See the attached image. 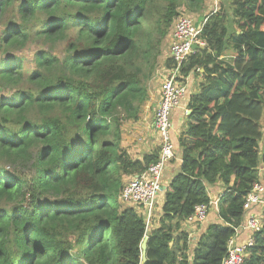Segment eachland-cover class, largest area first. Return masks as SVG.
I'll return each instance as SVG.
<instances>
[{
	"label": "trees",
	"instance_id": "16d2710c",
	"mask_svg": "<svg viewBox=\"0 0 264 264\" xmlns=\"http://www.w3.org/2000/svg\"><path fill=\"white\" fill-rule=\"evenodd\" d=\"M229 2L181 65L205 81L186 95L181 162L150 229L120 194L160 148L132 158L120 122L149 96L155 33L160 47L178 8L201 11L204 0H0V264H140L145 235L144 264H221L246 194L264 182V0ZM32 45L26 67L20 52ZM219 181L221 222L189 255L182 222ZM258 211L242 264H264Z\"/></svg>",
	"mask_w": 264,
	"mask_h": 264
},
{
	"label": "built area",
	"instance_id": "2783aa9c",
	"mask_svg": "<svg viewBox=\"0 0 264 264\" xmlns=\"http://www.w3.org/2000/svg\"><path fill=\"white\" fill-rule=\"evenodd\" d=\"M210 12L199 23L191 17L181 14L176 18L174 30L170 37L169 58L174 65L165 68V78L161 83L160 101L154 114L153 127L160 140L158 160L151 163L140 175L126 181L121 190L120 199L144 213L146 227L150 226L155 215L156 197L162 191V177L167 163L174 157V144L171 138V114L180 105L185 96L184 77L181 74V65L189 55L195 52L197 46H204L200 34L209 15L220 9V0H204ZM195 46V47H194ZM217 204L210 201L194 207L193 213L186 218V222L200 223L206 217L209 207ZM255 208L264 210V183L255 182L246 194L243 210L245 215L242 222L235 228L234 234L227 241L226 254L221 264H242L246 257L247 248L252 246L253 233L262 226V216ZM240 232L248 233L244 240H239Z\"/></svg>",
	"mask_w": 264,
	"mask_h": 264
},
{
	"label": "rangeland",
	"instance_id": "374dc122",
	"mask_svg": "<svg viewBox=\"0 0 264 264\" xmlns=\"http://www.w3.org/2000/svg\"><path fill=\"white\" fill-rule=\"evenodd\" d=\"M181 7V6H180ZM178 8V11L181 14H185L189 17H191L193 20H195V22H197L196 20L202 16L203 14H209L210 9L208 7V5L204 2V6L203 9L198 10L196 12H192V11H184L183 8ZM176 18L174 19V21L172 22L171 26H170V30L167 31V34L162 38L160 47L158 44H156V39L159 38V35L157 34V32L155 33V36H153V43H154V48H153V55H155L158 51V49H160V54L157 55L156 60L154 58V69H153V74H152V78H150L148 80V82H146L147 86H148V98L139 105V109L138 112L132 114L131 116H127L126 118H123L120 122V127H119V133H120V144L122 147L126 148L127 150L130 151V149L135 148V149H140L138 150L139 153H141L142 151L149 149L151 151L153 150H157L159 148V144H160V140L158 137V133L156 132L155 128L153 127V119H154V114L155 111L157 109L156 105H157V99L160 95V90H161V83L163 81V79L165 78V68H166V62L169 59V45H170V37L171 34L174 30V24ZM172 29V30H171ZM61 46H57L56 49H59ZM34 46H29L26 49L22 50L20 52V54L22 56H24V65L27 67V61H30V59L32 58V54L34 51ZM152 59V57H151ZM152 65V63H151ZM201 73V74H200ZM198 72L197 70L190 73L191 75H193V77L195 76V79L197 80L198 77H201V80L198 81L197 80V86H200V82L202 81V83L205 81L202 75V71ZM189 76V75H188ZM188 76L184 77V79L182 80L185 83V96L193 91V85L189 86L188 80ZM196 82V81H195ZM159 92V93H158ZM183 97V98H184ZM182 98V99H183ZM123 117H125L124 115H122ZM264 117V116H263ZM171 118H172V114H171ZM261 128L264 134V119L262 120V124H261ZM260 148L263 147V141L260 143ZM259 148V153L261 154L264 150V147L262 149ZM137 153V152H135ZM128 178V177H127ZM127 178H125V180L123 181V183L126 182V180H128ZM161 192L158 193L157 197H156V203H155V211L158 208V205L160 206V203L162 201V196L160 195ZM164 200V199H163ZM121 204L123 206H132L134 207V205H131L127 202L122 201ZM158 214V213H157ZM144 215V213H143ZM159 216V215H158ZM158 218V217H156Z\"/></svg>",
	"mask_w": 264,
	"mask_h": 264
},
{
	"label": "crops",
	"instance_id": "0c3cea01",
	"mask_svg": "<svg viewBox=\"0 0 264 264\" xmlns=\"http://www.w3.org/2000/svg\"><path fill=\"white\" fill-rule=\"evenodd\" d=\"M220 7H223L222 11L224 13H226V15L231 13V7H230L229 0H220ZM206 15L207 14H203L202 16H200L196 20L197 21L196 23H199ZM235 32H238V29L235 30ZM223 59L225 61H230L232 59V55H226V56L223 57ZM197 71L200 73L202 71V69L200 68ZM197 80L200 81L201 77H198ZM197 80L195 79V76L193 77V75L189 74L187 81L189 83H191V84H189L188 87L195 83L194 86H193V88H194L193 91L194 92H191V93H195V92L199 91L200 86L196 87V84L198 83ZM200 83H202V81ZM159 101H160V95H159V97L157 99L156 107H158ZM186 101H187L186 97L181 99L180 105L177 108H175L174 111L172 112V118H171L172 131H171V136H172V142L174 144V157H173V159H171L167 163V165L165 167V170H164V173H163V177H162V185L163 186L162 187L165 186V189L168 186V184H169L170 180L172 179L173 175L176 174V172L178 171L179 165H180V162H181V150H180V148L178 146V137H179V134L181 133V131L184 129V126H185V123H186V120H187L186 114L189 112L187 110V108H186L187 107L186 106ZM262 148H260V149H262ZM138 150H140V149L139 148L138 149H135V148L132 149L131 148L130 151L129 150H127V151L130 153V156L132 158H134V159H141L142 156L145 153L151 151L149 149H146V150L142 151L141 153H139ZM135 152H137V153H135ZM127 177L129 178V176H126L125 178H127ZM133 177L134 176H130V178L129 179L127 178V179L130 180ZM125 178H124V180H125ZM128 180H126V181H128ZM262 183H264V182H262ZM224 190H225V187L223 186V184L220 181L217 182V184H215L214 186L209 187L208 195L210 197V201H217L218 202V199L222 195ZM164 194H165V190H162L161 194H160L162 196V201L160 203V206L158 205V208L155 211V215L152 217V220H151V223H150V226H149L150 229L155 228L158 225V219H159V216L161 214V207H162V204L164 202V200H163L164 199ZM134 208L137 211H139L138 208H136V207H134ZM255 210H256V212H259L258 208H255ZM261 216H262V214H261ZM156 217H158V218H156ZM218 222H221V221H220V218L218 217L217 204L216 205L212 204L209 207V210H208V212L206 214L205 219L203 221H201L200 223H189V222H186V221L182 222V228L184 230H186L188 232V235H189V237H188V242H189L188 254L189 255H191L193 247L195 246L197 240L199 239V236L205 230V228L208 225H210L211 223H218ZM247 235H248V233L240 232L238 234L237 238L239 240H244Z\"/></svg>",
	"mask_w": 264,
	"mask_h": 264
},
{
	"label": "water",
	"instance_id": "95a60500",
	"mask_svg": "<svg viewBox=\"0 0 264 264\" xmlns=\"http://www.w3.org/2000/svg\"><path fill=\"white\" fill-rule=\"evenodd\" d=\"M195 47V46H194ZM162 190H165V186L162 187ZM147 235L144 236L140 248H141V262L140 264H144L146 262V250H147Z\"/></svg>",
	"mask_w": 264,
	"mask_h": 264
}]
</instances>
